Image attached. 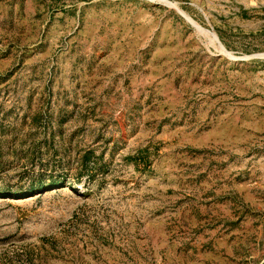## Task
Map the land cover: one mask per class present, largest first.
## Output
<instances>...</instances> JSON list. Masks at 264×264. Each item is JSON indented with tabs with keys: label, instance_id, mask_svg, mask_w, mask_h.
<instances>
[{
	"label": "rangeland",
	"instance_id": "1",
	"mask_svg": "<svg viewBox=\"0 0 264 264\" xmlns=\"http://www.w3.org/2000/svg\"><path fill=\"white\" fill-rule=\"evenodd\" d=\"M0 264H264V0H0Z\"/></svg>",
	"mask_w": 264,
	"mask_h": 264
},
{
	"label": "water",
	"instance_id": "2",
	"mask_svg": "<svg viewBox=\"0 0 264 264\" xmlns=\"http://www.w3.org/2000/svg\"><path fill=\"white\" fill-rule=\"evenodd\" d=\"M175 9L182 17H184L187 21H189V23L191 25H193L192 22L190 21V20H193V19L189 15H188V17H186V15L183 13L184 11L182 9H180V8L178 9L177 7H175Z\"/></svg>",
	"mask_w": 264,
	"mask_h": 264
},
{
	"label": "trees",
	"instance_id": "3",
	"mask_svg": "<svg viewBox=\"0 0 264 264\" xmlns=\"http://www.w3.org/2000/svg\"><path fill=\"white\" fill-rule=\"evenodd\" d=\"M53 185H55V184H53V182H52L51 184H49V186H53ZM44 187H46V186H43V185H41V184H38L37 187H36V186H33V187H31L30 189H31V191L35 190L36 188H37V189L44 190V189H46V188H44Z\"/></svg>",
	"mask_w": 264,
	"mask_h": 264
},
{
	"label": "bare ground",
	"instance_id": "4",
	"mask_svg": "<svg viewBox=\"0 0 264 264\" xmlns=\"http://www.w3.org/2000/svg\"><path fill=\"white\" fill-rule=\"evenodd\" d=\"M187 16V15H186ZM188 17V16H187ZM192 21V20H191Z\"/></svg>",
	"mask_w": 264,
	"mask_h": 264
}]
</instances>
